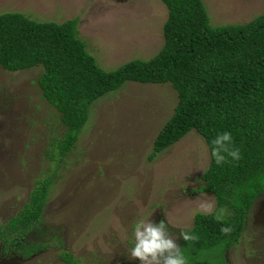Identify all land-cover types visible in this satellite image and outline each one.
Returning a JSON list of instances; mask_svg holds the SVG:
<instances>
[{
  "label": "rangeland",
  "instance_id": "1",
  "mask_svg": "<svg viewBox=\"0 0 264 264\" xmlns=\"http://www.w3.org/2000/svg\"><path fill=\"white\" fill-rule=\"evenodd\" d=\"M201 1L211 26L244 24L264 13V0ZM3 13L37 23L77 19L78 38L104 71L155 55L167 17L159 0H0ZM40 72L0 67V224L19 214L35 182L51 176L37 241L34 231L22 241L40 250L21 257L18 245L0 240V264H71L61 260L63 253L74 264H139L128 258L135 220L163 221L179 246V232L192 227L196 213L216 210L212 195L195 192L209 154L194 131L147 158L176 103L168 84L126 82L92 103L74 146L59 161L45 153L62 126L40 97ZM201 202L212 210L199 211ZM221 247L196 253L195 263L191 245L181 251L187 264H264V195L254 201L238 241Z\"/></svg>",
  "mask_w": 264,
  "mask_h": 264
},
{
  "label": "trees",
  "instance_id": "2",
  "mask_svg": "<svg viewBox=\"0 0 264 264\" xmlns=\"http://www.w3.org/2000/svg\"><path fill=\"white\" fill-rule=\"evenodd\" d=\"M159 1L167 10L163 45L148 60L104 71L78 38L77 19L37 23L19 13H3L0 67L8 72L41 68L36 79L40 97L56 110L62 126L45 153L59 161L74 146L92 103L126 82L168 84L176 93L172 113L153 139L149 161L189 132L200 136L207 150L218 132L231 133L240 159L217 165L208 150V165L195 192L212 195L216 210L196 213L186 231L196 239H181L179 245L183 250L191 245L195 263L196 253L219 243L223 252L235 244L254 201L264 195V13L244 24L211 26L201 0ZM35 183L19 214L0 224V240L12 248L18 245L21 257L41 248L22 242L27 232H36L51 176ZM221 209L223 217L216 219ZM222 226L230 231L221 232ZM61 260L75 263L64 253Z\"/></svg>",
  "mask_w": 264,
  "mask_h": 264
},
{
  "label": "clouds",
  "instance_id": "3",
  "mask_svg": "<svg viewBox=\"0 0 264 264\" xmlns=\"http://www.w3.org/2000/svg\"><path fill=\"white\" fill-rule=\"evenodd\" d=\"M210 157L220 165L227 159L236 161L240 159V152L233 145L230 132H218L208 141ZM199 211L210 212L212 204L201 202L197 206ZM222 216V209L218 210L216 219ZM221 232L227 233L230 228L221 227ZM132 244L128 249V258L139 261V264H187L181 247L176 244L177 236L169 234L163 221L152 222L149 218H138L131 227ZM179 238L183 241H192L196 236L190 232L180 231Z\"/></svg>",
  "mask_w": 264,
  "mask_h": 264
}]
</instances>
